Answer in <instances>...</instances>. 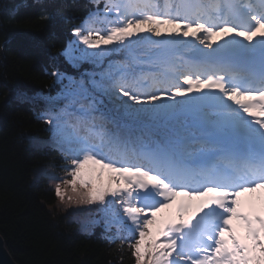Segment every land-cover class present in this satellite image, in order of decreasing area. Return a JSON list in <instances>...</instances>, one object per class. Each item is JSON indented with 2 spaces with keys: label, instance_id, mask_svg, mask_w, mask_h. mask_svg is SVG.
<instances>
[{
  "label": "snow or ice",
  "instance_id": "obj_1",
  "mask_svg": "<svg viewBox=\"0 0 264 264\" xmlns=\"http://www.w3.org/2000/svg\"><path fill=\"white\" fill-rule=\"evenodd\" d=\"M72 35L100 71L40 117L60 202L99 205L135 264H264V0H104Z\"/></svg>",
  "mask_w": 264,
  "mask_h": 264
},
{
  "label": "trees",
  "instance_id": "obj_2",
  "mask_svg": "<svg viewBox=\"0 0 264 264\" xmlns=\"http://www.w3.org/2000/svg\"><path fill=\"white\" fill-rule=\"evenodd\" d=\"M95 1L0 0V236L16 264H135L126 244L109 243L115 228L98 208L83 217L92 205H63L55 196L70 158L40 119L63 106L70 81L87 84L100 71L65 54L72 30L103 12L104 0ZM112 60L119 58L103 67Z\"/></svg>",
  "mask_w": 264,
  "mask_h": 264
},
{
  "label": "water",
  "instance_id": "obj_3",
  "mask_svg": "<svg viewBox=\"0 0 264 264\" xmlns=\"http://www.w3.org/2000/svg\"><path fill=\"white\" fill-rule=\"evenodd\" d=\"M0 264H16L5 250L3 239L0 236Z\"/></svg>",
  "mask_w": 264,
  "mask_h": 264
},
{
  "label": "rangeland",
  "instance_id": "obj_4",
  "mask_svg": "<svg viewBox=\"0 0 264 264\" xmlns=\"http://www.w3.org/2000/svg\"><path fill=\"white\" fill-rule=\"evenodd\" d=\"M215 39H217V40H219V37H216ZM80 47H83V46H80ZM74 55H75V53H74ZM76 55H78V53L76 54ZM111 58H113V56L111 57ZM73 60V59H72ZM72 60H70L71 61V63H72ZM75 60V59H74ZM75 61H77V60H75ZM77 74H80L81 75V73L79 72V73H77ZM55 183V182H54ZM56 184L57 183H55V186H56ZM52 185H54V184H52ZM242 200H245L246 198H244V197H242L241 198ZM61 203V202H60ZM63 205H66V203H62ZM93 207L91 208V206H88L87 207V211H85V209L83 210V211H81L82 213H83V217H87V216H89L90 214H91V211H89L90 209H94V211H96V209H97V206H95V205H92ZM93 213V212H92ZM100 213V217H102V218H104V219H108V217H106L105 216V214L104 213H102V212H99ZM84 222V221H83Z\"/></svg>",
  "mask_w": 264,
  "mask_h": 264
},
{
  "label": "bare ground",
  "instance_id": "obj_5",
  "mask_svg": "<svg viewBox=\"0 0 264 264\" xmlns=\"http://www.w3.org/2000/svg\"><path fill=\"white\" fill-rule=\"evenodd\" d=\"M100 2L102 1V0H99ZM97 3V0L94 2V4H96ZM222 42V41H221ZM215 46V45H214ZM54 103H56V102H54ZM35 145H33V147H34ZM62 177V176H61ZM64 178H66V175H65V177H62V179H64ZM99 205H97V208L99 209ZM108 220V219H107ZM96 226V225H95ZM93 228V227H92ZM153 232H155V229H153ZM2 238V237H1ZM3 242H4V240H3ZM4 246H5V244H4ZM5 250L7 251V253L9 254V252H8V250L6 249V247H5ZM10 255V254H9ZM11 257V256H10ZM12 258V257H11ZM13 260V259H12ZM14 261V260H13ZM15 262V261H14ZM16 263V262H15Z\"/></svg>",
  "mask_w": 264,
  "mask_h": 264
}]
</instances>
